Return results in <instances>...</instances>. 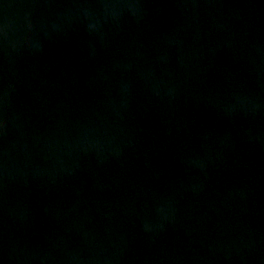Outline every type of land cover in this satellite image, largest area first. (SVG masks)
Instances as JSON below:
<instances>
[{
  "label": "water",
  "instance_id": "95a60500",
  "mask_svg": "<svg viewBox=\"0 0 264 264\" xmlns=\"http://www.w3.org/2000/svg\"><path fill=\"white\" fill-rule=\"evenodd\" d=\"M0 264H264V0H0Z\"/></svg>",
  "mask_w": 264,
  "mask_h": 264
}]
</instances>
